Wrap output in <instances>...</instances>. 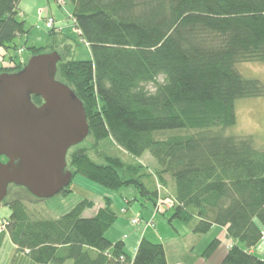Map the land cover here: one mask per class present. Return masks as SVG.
Instances as JSON below:
<instances>
[{
  "label": "trees",
  "instance_id": "obj_1",
  "mask_svg": "<svg viewBox=\"0 0 264 264\" xmlns=\"http://www.w3.org/2000/svg\"><path fill=\"white\" fill-rule=\"evenodd\" d=\"M20 1L0 0V48L12 52L15 71L25 64L16 60L15 39L26 32ZM62 1L72 4L70 18L90 58H61L55 78L81 100L93 145L114 146L99 160L82 142L69 148L72 179L114 190L133 185L155 203L161 196L171 203L164 206L168 222L179 220L197 237L213 225L225 228L231 246L219 264H264L251 251L264 236V147L226 132L236 123L237 100L264 96V85L237 68L264 63V0ZM29 49L30 56L55 50ZM146 153L153 167L141 161ZM71 181L59 193L70 192ZM1 204L11 214L0 246L7 236L17 247L13 262L168 264L163 243L145 235L134 254L123 240L105 237L117 218L109 198L89 217L84 212L94 203L87 198L56 218L33 215L9 192ZM219 245L213 238L192 259L209 264Z\"/></svg>",
  "mask_w": 264,
  "mask_h": 264
},
{
  "label": "rangeland",
  "instance_id": "obj_2",
  "mask_svg": "<svg viewBox=\"0 0 264 264\" xmlns=\"http://www.w3.org/2000/svg\"><path fill=\"white\" fill-rule=\"evenodd\" d=\"M19 5L17 18L24 21L26 31L15 39L18 46L16 60L19 64L26 63L30 57V46L44 47L46 51L53 48L64 59L88 60L90 58L89 47L76 32L70 18L73 10L70 2L62 1L58 4L55 0H22ZM47 18L53 19L52 27L46 26ZM11 53L10 50L0 48V69L5 72H15L17 64L9 57ZM237 68L244 77L258 79L264 85V63L244 62L238 64ZM146 88L154 90V85L148 84ZM235 114L236 123L226 132L239 137H251L252 145L255 148L264 147V96L237 100ZM81 144L87 148V153L95 160H99L96 155L101 151L113 154L114 146L110 144L97 143L93 145L92 140L87 137ZM141 161L150 167L155 164V161L147 153L142 156ZM26 191L18 186L9 185L7 195L9 192L10 196L14 195L26 202L33 215L47 218L58 217L68 211L76 202L85 198L94 203L93 207L87 210V217H89L94 215V211L98 207L104 205V198H109L111 209L117 218L105 232V237L111 241L123 240L125 250L129 254H133V245L144 227V229L147 228L144 230L145 236L149 239L173 245L174 247L171 249L174 250L173 256L177 254L175 249L179 243L188 245L193 240L195 246L193 252L199 254L213 238L221 236L220 245L226 243L225 239H228L220 235L221 226L219 225H213L207 233L197 237L179 220L172 219L171 222H168L171 211L165 209L168 208L169 200L164 201L161 196H158L155 203L154 198H145L133 185L114 190L94 183L84 176L75 175L70 184V192L64 194L57 193L52 197L36 201ZM158 202H160V207ZM10 214V207L0 204V224L5 222ZM3 241L0 246V264H32L28 260H24L25 257L20 256V253L17 254L20 259H15L13 262L17 247L12 246L7 236L3 238ZM230 246L231 244L228 245V248ZM254 251V254L264 258V242L254 247ZM65 264H70V262Z\"/></svg>",
  "mask_w": 264,
  "mask_h": 264
},
{
  "label": "water",
  "instance_id": "obj_3",
  "mask_svg": "<svg viewBox=\"0 0 264 264\" xmlns=\"http://www.w3.org/2000/svg\"><path fill=\"white\" fill-rule=\"evenodd\" d=\"M60 60L52 50L31 55L18 71L0 73V204L9 185L45 199L72 179L66 155L89 126L81 100L55 78Z\"/></svg>",
  "mask_w": 264,
  "mask_h": 264
},
{
  "label": "crops",
  "instance_id": "obj_4",
  "mask_svg": "<svg viewBox=\"0 0 264 264\" xmlns=\"http://www.w3.org/2000/svg\"><path fill=\"white\" fill-rule=\"evenodd\" d=\"M22 1V0H21ZM20 1V2H21ZM20 4V3H19ZM20 5H18L19 7ZM24 13V12H23ZM7 56V55H6ZM151 160V159H150ZM99 208V207H98ZM97 210V209H96ZM96 210L94 211V213L96 212ZM84 216H87V210L84 212ZM145 228V227H144ZM142 229L143 231L139 234V237L137 238V241L135 242V244L133 245V254L135 252V249L137 247V244L140 240V238L145 235L144 233V230L146 229ZM146 232V231H145ZM220 235L226 237V234H225V228L224 227H221V230H220ZM220 238H217L221 241V236H219ZM175 240V239H174ZM227 240L226 243L224 244H221L217 249L216 251L211 255V257L209 258V260L207 261L209 264H219V262L222 260L223 256L225 255V253L227 252V249H228V245H230L231 243V240L230 239H225ZM176 241V240H175ZM4 242V241H3ZM2 242V243H3ZM11 242V241H10ZM264 242V239H261V241L259 243H262ZM163 243V242H162ZM258 243V244H259ZM12 244V242H11ZM257 244V245H258ZM164 245V248H165V253H166V259H167V263L168 264H204L205 261L203 258L201 257H198L196 259H192V256L193 255H199L197 253H194V241L192 240V242H190L188 245L187 244H182V243H179L177 248L175 249L177 254L175 256H173V252L174 250H171L174 246L172 245H166L165 243H163ZM256 245V246H257ZM12 246L15 247L14 244H12ZM255 246V247H256ZM251 251L253 253H255L254 251V247L251 249ZM262 258V257H260ZM264 259V258H262Z\"/></svg>",
  "mask_w": 264,
  "mask_h": 264
},
{
  "label": "built area",
  "instance_id": "obj_5",
  "mask_svg": "<svg viewBox=\"0 0 264 264\" xmlns=\"http://www.w3.org/2000/svg\"><path fill=\"white\" fill-rule=\"evenodd\" d=\"M59 2H62V0H58ZM45 23H46V26L47 27H52V23H53V19L52 18H47L46 19V21H45ZM77 31V30H76ZM168 205V207L171 205V203H168L167 204ZM158 206L160 207L161 205H160V202H158ZM150 223H152V222H150ZM5 224H6V222H2L1 224H0V233L4 230V228H5Z\"/></svg>",
  "mask_w": 264,
  "mask_h": 264
},
{
  "label": "flooded vegetation",
  "instance_id": "obj_6",
  "mask_svg": "<svg viewBox=\"0 0 264 264\" xmlns=\"http://www.w3.org/2000/svg\"><path fill=\"white\" fill-rule=\"evenodd\" d=\"M2 160H4L5 161V159L4 158H2ZM6 197V196H5Z\"/></svg>",
  "mask_w": 264,
  "mask_h": 264
}]
</instances>
